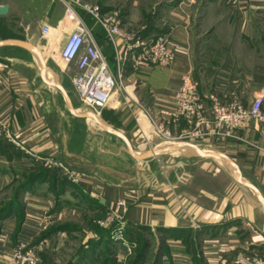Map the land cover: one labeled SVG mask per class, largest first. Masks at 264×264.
Listing matches in <instances>:
<instances>
[{"label": "crops", "instance_id": "obj_1", "mask_svg": "<svg viewBox=\"0 0 264 264\" xmlns=\"http://www.w3.org/2000/svg\"><path fill=\"white\" fill-rule=\"evenodd\" d=\"M37 1L41 0L25 2L30 5ZM4 3L7 4L8 11L0 16L14 18L12 0L0 1V5ZM41 3L37 10H26L28 17L23 19L17 34L39 48L46 61L47 74L48 66L58 64L61 58L59 49L68 32L62 27L67 24V13L62 1L48 0ZM164 3L165 6H161L159 12L163 25L162 34L167 36L168 45L174 49L175 54L171 63L166 66L144 62L136 65L130 57L123 60L121 50L118 48L115 53L111 45L103 39L102 29L97 34L94 32L91 26L94 19L85 11H79L82 20L89 24L94 40L107 56L109 68L117 80L114 91L103 107L106 115L98 117L124 134L134 151L135 148L145 146H165L162 144L164 138L157 133L150 117L162 122L172 134L187 126L185 120L171 118L170 113L175 105L173 94L179 88L183 75L190 73L195 79V66L189 53L192 5L188 1L185 3L180 0H165ZM206 3L225 14L232 12L236 15V26L242 34H248L255 24H264V0H209ZM45 27H48V32H43ZM1 39L4 38L0 37ZM24 51L31 55L38 66L36 58L28 50L9 44L0 46V119L8 124L11 135V138H7L0 133V204L9 200L13 193L12 188L25 179L27 172H35L36 156L64 161L72 167L70 170L76 173V179L72 180L68 176L64 180L61 177L52 180L49 179V174H42L36 175L25 185L20 194L23 204L20 222H17L16 215L11 212L0 219V264H8L11 250L17 243H24L26 246L40 244L44 250H60L67 238L76 232L72 219L81 213L93 215L98 209L109 211L116 208L115 203L121 198L127 201L123 217L125 237L135 244V237L139 242H146L144 253L153 248V253L160 254L159 264H238L236 260L241 257L239 254L242 252L249 254L258 250V247L264 248V206L248 187L234 179L224 192L218 194L200 189L209 202L204 204L192 200L195 197L187 191L188 186L175 189L166 183H160L155 177L156 173L139 174V179L131 175L128 177L129 181L131 178L136 180L131 185L125 182L127 179L122 181L120 177L108 176L110 172L105 174L102 170L106 169L103 167L96 171L86 162L76 164V160L87 159L84 150L85 131L79 133L78 143L74 118H90L72 114L64 100L68 111L65 112L58 105L57 97L31 78L29 66L32 62L29 57L23 56ZM228 63L223 60L214 67L215 72L210 76V92L217 90L220 95L243 94L245 85L240 82L226 92L225 83L228 82H224V79L227 80V73L233 68ZM118 66H121L120 80L116 72ZM37 74L40 77L39 66ZM56 80L61 83L59 79L54 81ZM42 83L57 89L43 80ZM250 85L252 93H258L264 89V76L252 81ZM204 103L207 108L208 97ZM81 106L83 107L82 104ZM74 108L76 112L84 113L75 106ZM103 131L120 139L127 151L121 138ZM237 133L243 138H206L200 143L213 145L227 153L240 168L241 175L258 187L264 197V123L251 122L239 128ZM86 134L89 139L90 133ZM20 145L25 146L28 152ZM177 149L188 162L182 169L189 176L195 172L191 170L192 167L203 169L205 159L209 158L198 155L193 150ZM169 151L171 150H167ZM132 158L139 161L134 156ZM172 170L177 172V165ZM216 170L219 173L221 168L217 166ZM5 195H8L6 199ZM43 211L49 213L50 225L60 223L64 226L37 241L40 230L36 218ZM241 228H244L246 234H241ZM87 230L89 240L97 241L95 248L108 246L115 249L112 252L115 256L114 264H120V260L128 255L122 254L123 245L114 240L106 245L105 240L94 230L89 227ZM100 261L95 258L92 264Z\"/></svg>", "mask_w": 264, "mask_h": 264}, {"label": "rangeland", "instance_id": "obj_2", "mask_svg": "<svg viewBox=\"0 0 264 264\" xmlns=\"http://www.w3.org/2000/svg\"><path fill=\"white\" fill-rule=\"evenodd\" d=\"M25 1L26 0H12L13 8L15 10V17H6L4 20L5 22H2L0 26L3 25L5 27L9 25L13 31L18 32L19 27H22L21 23L23 19L25 20L26 16L28 15L26 10H28V8L37 10L42 4L41 1L46 2L48 0H41L40 2L37 1L30 5ZM59 1L63 2V6L66 8V13L68 11H70L69 13L73 11V13L77 14L78 16L80 15L79 11H84L80 4L98 6L101 11L102 22H104L103 18H105L106 15L116 14L119 17V21L121 22L123 30L133 34L135 37L138 36L146 40H151L157 34L162 33L163 25L162 21H160L161 14L159 12L161 6H165V0ZM176 1L179 0H174V2ZM187 1L192 5L189 32V53L192 56V61L195 66V82L201 86L203 94H205L208 98L211 93L215 95V97L221 102H226L236 98L242 100L243 102L249 103V101L255 95V93H252V85L250 84H252V81L256 80L257 78L264 76V24H255L253 29L248 34H242L237 29L236 15H234L232 12L225 14L221 10H217L214 6H211V4L205 3L206 1L204 0H180V2L185 3ZM21 3L23 5H21ZM20 5L23 7V9H21ZM34 10L33 12H35ZM23 13H25V15H23ZM82 22L85 23L83 20ZM94 22L96 23V27H98V29H102L103 32L105 31L103 24L101 25L96 21ZM85 25L90 29V31H92L88 23H85ZM23 56L29 57L31 59L32 65L30 64L29 66V74H31V78H33V80L37 81L38 83L40 82L42 87L50 90L53 95L57 97L58 105L63 107L65 112H68L61 92L57 89L44 85L41 78L37 74L38 66L35 60L33 61L31 55L26 51L23 52ZM223 60H226V63L229 62L228 66H233L232 70L227 73V80L224 79V82H228L225 83L227 87L226 92L228 91V88L232 90L233 87L238 84V82H240L245 85L243 87V94L238 93L235 95H220L217 90H212V92H210L212 89V86H210V76H212L213 72H215L214 67L220 64ZM62 69L66 72L61 71ZM75 72L76 69L74 61L65 62L60 58L58 64H52L51 66H48L47 74L50 79H59L61 81V84L63 85L64 89L67 90L71 98L73 106H75L78 111H92L97 116H100L101 118L104 117L106 114L104 113L103 108L85 106L77 95L72 84V77L74 76ZM197 90L199 89L197 88ZM74 120L75 121L73 123H75V133L78 143L79 133L82 131V133H84L85 131L84 139L86 140V146L84 150L86 151L85 155L87 159V161L76 160L75 163L77 164L86 162L87 164H91V166L96 169V171L97 169L100 171V169L103 167L106 169L102 170L105 174H107L109 171L110 174L108 176H113L115 178L120 177L122 181L123 179H127L125 181L127 184L130 183L131 185H134L136 181L134 178L139 179V174L148 175L151 173H156L157 175H155V177L160 183H166L168 186L174 187L175 189H181L183 186H188L187 191L190 194L192 193V195L195 197V199H192L193 201L208 204L209 202L207 197L199 191L200 189L204 192H217L218 194V192H224L225 188L229 186L228 184L234 181L231 176V168H229L224 160L219 158L209 157L205 159L206 163L204 168L198 170L196 167H192L191 170L195 172H193V175L191 174L189 176L188 173H185V170L182 169V167L187 165L186 163L188 162H186L187 160L183 159L185 158L183 153L178 151L177 148L169 152L166 151L164 153H159L157 156L149 159H140L137 161L132 158L130 154H128L123 146L124 144L120 139L115 138L108 133L106 134L99 127L98 123L92 118L87 120L74 118ZM86 132L90 133L89 139L86 136ZM0 133L5 136L2 132ZM1 134L0 137H2ZM165 140L167 139H162V141ZM185 141H193L195 143L197 142L204 150L220 151L213 145H205L202 144V142L200 143V141L204 140L189 139ZM158 146L160 145L158 144ZM152 147L153 146H145L140 149L135 148V151L140 154L148 151ZM79 148L81 149L82 147ZM181 149H184V151L191 150L187 148ZM37 157V160L34 161L35 166L45 169L44 172L48 171L50 177L49 179L53 177V173H57V178H67L69 173L65 172L62 166L66 167L69 171H72L70 170L71 166L67 165L64 161L42 155ZM180 164H182V166H180ZM176 165L177 172L172 170V167ZM217 166L221 168L219 173L216 170ZM131 175H133L134 178H131L129 181L128 177ZM20 176L24 177L23 174ZM198 192H200V194ZM7 194H9V192H7ZM7 196L4 197V199H6ZM20 206L23 207L21 200L18 207L21 208ZM12 207V209H14L15 205ZM8 212L9 211H6V213ZM108 212L109 211L98 209L93 215L90 214V216L83 215L82 213L78 217L76 216L74 220H71L75 224L73 229H75L76 232L67 238V241L63 244L60 250L51 251L44 250L43 247H37V258L34 264H67L69 261L77 258V251L82 245L84 247V245H86L89 240L87 236L88 227L92 229L94 225H97V227H108L109 225H114V223L108 224L106 221ZM11 213L14 214L12 211ZM49 225L50 223H48V225L43 229L39 228L40 232L46 229ZM240 230L241 234H246V232H244V228H241ZM135 238V242H137V244L134 243L129 247H127V245L122 246V254H125L124 256H126V254L128 255L123 260H120V264H128L129 260L136 254V250L142 244V240L139 242L138 238ZM33 245L35 244H30L29 246ZM105 248L106 247L97 249L95 248V244H93L88 254V258H91L92 261L95 258H99L102 261L103 256L106 253L115 252L114 248L109 247L108 251H105ZM155 256L156 253H153V248L148 250L140 264H153ZM239 256L241 257L236 260L238 264H247L254 258L264 261V248L258 247V250H255L249 254L242 252L239 254Z\"/></svg>", "mask_w": 264, "mask_h": 264}, {"label": "built area", "instance_id": "obj_3", "mask_svg": "<svg viewBox=\"0 0 264 264\" xmlns=\"http://www.w3.org/2000/svg\"><path fill=\"white\" fill-rule=\"evenodd\" d=\"M80 5L94 21L103 24L105 29L103 39L108 45H111L115 53H117L118 48L121 50L123 60L130 57L136 65L144 62L166 66L171 63L175 56L174 49L168 45V38L165 34H157L151 40L135 37L123 30L118 15L108 14L102 22L101 11L98 6ZM69 12H67L65 19L67 24L62 26L68 32L59 49V57L65 62L74 61L76 72L72 77V84L83 104L103 108L117 84L115 74L111 72L107 56L104 55L101 47L94 40L92 31L82 22L80 15L78 16L73 11ZM48 30V27H45L43 32H48ZM116 69L120 80L122 77L121 66ZM208 99L209 106L206 108L204 100L199 97L193 76L190 73L183 75L179 88L173 94L175 105L170 115L171 118H182L186 121L187 126L172 134L169 129L163 126L162 122L155 121L150 117L157 133L169 141L206 138L213 140L234 138L239 140L243 138L237 133L239 128L245 127L251 122L264 123V89L255 94L249 103L236 98L221 102L213 94H210ZM0 132L5 137L11 138L8 124L1 119ZM20 146L28 152L25 146ZM62 167L65 172L69 173L70 179H76V173L69 171L64 166ZM115 204L116 208L109 209L106 217L108 224L114 223L111 237L117 243L129 247L134 242L125 237L123 233L125 226L123 217L127 201L121 198ZM36 220L38 228L42 229L51 223L49 213L46 211L38 214ZM37 247L40 248L41 246H26L24 243L15 244L11 250L8 264H34L37 258ZM252 261L247 264H264L261 259L254 258Z\"/></svg>", "mask_w": 264, "mask_h": 264}, {"label": "water", "instance_id": "obj_4", "mask_svg": "<svg viewBox=\"0 0 264 264\" xmlns=\"http://www.w3.org/2000/svg\"><path fill=\"white\" fill-rule=\"evenodd\" d=\"M8 11L7 9V4H3L0 5V14H4ZM5 44H9V45H14L20 48H24L26 50H28L33 56L34 58H36L37 62H38V66H39V74L41 79L48 85H51L55 88H57L58 90H60L61 94L63 95V98L66 102V105L69 108V111L75 115L78 116H82V117H86V118H92L95 122H97L99 124V126L105 130L106 132L108 131L109 133H112L114 135H116L117 137L121 138L126 145L127 151L129 152V154H131L132 156H134L137 159H145V158H150V157H154L157 156V154L165 152L167 150H172L173 148H187V149H191L193 150L195 153H197L198 155L201 156H208V157H216L219 158L221 160H224V162L229 166V168H231V176L232 178L238 182L239 184H243L246 187H248L255 195V198L257 200H259L263 206H264V197L262 196L260 190L258 189V187H256L254 184H252L251 182L247 181L242 175H241V171L240 168H238L236 162L225 152H220V151H213V150H209V151H203L204 149H202L197 143L193 142V141H185V140H173V141H169V140H165L162 142V144H164L165 146H155L150 148L148 151L144 152V153H140L137 154L129 139L126 138V136L122 133H120L117 129H115L114 127H112L109 123L104 122L100 117H98L94 112L90 111V112H84V113H78L76 112L74 106H72L71 101H70V97L68 95V92L63 88V86L61 85V83L56 80H52L49 79L47 77L46 74V70H47V66H46V61L45 58L42 56L41 51L39 50V48H37L33 43H31L30 41H27L25 39H17V38H5V39H1L0 40V46H3Z\"/></svg>", "mask_w": 264, "mask_h": 264}, {"label": "trees", "instance_id": "obj_5", "mask_svg": "<svg viewBox=\"0 0 264 264\" xmlns=\"http://www.w3.org/2000/svg\"><path fill=\"white\" fill-rule=\"evenodd\" d=\"M206 2H208L209 0H204ZM205 2V3H206ZM5 18L0 16V24H2V22L4 21ZM96 23L93 20V24L91 25L92 28L94 29V32L97 34L99 33V29L98 27H96L95 25ZM0 37L4 38L5 37H14V38H18V39H22L21 37H19V35L17 34V31H13L11 29V27L9 25L7 26H0ZM199 93V97H201L203 100H205L207 97L206 95L203 94L201 86H199L196 83ZM183 120V119H182ZM40 167L37 166V169L35 170V172H27L25 174V179L23 181L18 182L14 187H13V193L11 194L9 200L5 201L4 203L0 204V219L9 215L10 212H14V214L16 215V219L17 222H20V219L22 217V211H23V207L20 206L21 208H19V203H20V194L22 193L23 189L25 188V185L30 182L32 180L33 177H36V175L42 176V174H49L48 171L44 172L45 169H42ZM52 180L57 179V173H53L52 175ZM54 178V179H53ZM64 179H67L66 177ZM63 179V180H64ZM62 180V181H63ZM13 205H15V208L12 209ZM14 210V211H13ZM6 211H9L8 213H6ZM18 211V212H17ZM64 225L63 224H52L50 226H48L46 229H44L42 232H40V234L38 235V237L36 238L37 241L42 240L44 237L48 236L51 232L55 231V230H59L60 228H62ZM73 226V225H72ZM114 225H109L108 227H100L97 225H94L92 227V230L94 229L95 232H97V234L99 235V237L101 239H104L105 244L109 245L113 240L112 237H110L111 235V230L113 228ZM96 228V229H95ZM124 231H126L124 229ZM97 241L95 239H91L88 240L87 244L83 245L80 247V249L77 251V258L69 261L67 264H92L94 262V259L92 261L91 258H88V254L90 252L91 246H93V244H95ZM147 248V243L146 242H142V244L140 245V247L136 250V254L133 256V258H131L128 262V264H140V262H142L143 257L145 255V251ZM109 247L107 246L105 248V251H108ZM42 254V253H40ZM115 257L113 256L112 252L110 253H106L103 256V260L98 263V264H114L115 262ZM92 261V262H90ZM160 263V254H156L153 264H159Z\"/></svg>", "mask_w": 264, "mask_h": 264}]
</instances>
